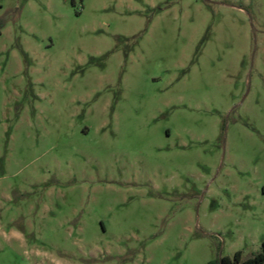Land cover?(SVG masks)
<instances>
[{
  "label": "rangeland",
  "instance_id": "obj_1",
  "mask_svg": "<svg viewBox=\"0 0 264 264\" xmlns=\"http://www.w3.org/2000/svg\"><path fill=\"white\" fill-rule=\"evenodd\" d=\"M263 242L264 0H0V264Z\"/></svg>",
  "mask_w": 264,
  "mask_h": 264
},
{
  "label": "trees",
  "instance_id": "obj_2",
  "mask_svg": "<svg viewBox=\"0 0 264 264\" xmlns=\"http://www.w3.org/2000/svg\"><path fill=\"white\" fill-rule=\"evenodd\" d=\"M208 264H264V242L261 245V251L246 260H242L240 253L237 252L232 259L216 258Z\"/></svg>",
  "mask_w": 264,
  "mask_h": 264
}]
</instances>
